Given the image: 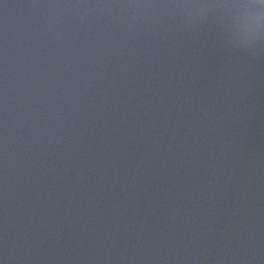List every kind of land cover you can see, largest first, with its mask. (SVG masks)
<instances>
[{
    "label": "water",
    "instance_id": "obj_1",
    "mask_svg": "<svg viewBox=\"0 0 264 264\" xmlns=\"http://www.w3.org/2000/svg\"><path fill=\"white\" fill-rule=\"evenodd\" d=\"M260 0H0V264H264Z\"/></svg>",
    "mask_w": 264,
    "mask_h": 264
},
{
    "label": "clouds",
    "instance_id": "obj_2",
    "mask_svg": "<svg viewBox=\"0 0 264 264\" xmlns=\"http://www.w3.org/2000/svg\"><path fill=\"white\" fill-rule=\"evenodd\" d=\"M260 4L264 5V0H260ZM262 28H264V24H262L261 18L257 17L256 24H255V29H254V38L258 39Z\"/></svg>",
    "mask_w": 264,
    "mask_h": 264
}]
</instances>
